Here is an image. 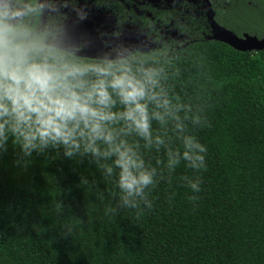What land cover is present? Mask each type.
I'll use <instances>...</instances> for the list:
<instances>
[{"label": "trees", "instance_id": "obj_1", "mask_svg": "<svg viewBox=\"0 0 264 264\" xmlns=\"http://www.w3.org/2000/svg\"><path fill=\"white\" fill-rule=\"evenodd\" d=\"M209 1L264 36V0ZM33 27L0 22V264H264V49L95 59Z\"/></svg>", "mask_w": 264, "mask_h": 264}, {"label": "rangeland", "instance_id": "obj_2", "mask_svg": "<svg viewBox=\"0 0 264 264\" xmlns=\"http://www.w3.org/2000/svg\"><path fill=\"white\" fill-rule=\"evenodd\" d=\"M103 1L106 0H93L91 5L78 3L75 7L66 9L59 25L55 27L58 34L50 39L45 37L46 45L60 47L79 56L117 59L135 50L146 51L153 48L156 45L154 40L163 44H169V41H172L181 45L188 40L200 37V35L195 36L182 32L187 27L194 28L195 25H191L190 21H196L203 14L204 8L201 0H126L130 10L134 8L135 11L132 10V12L136 15L141 13L146 15V12L139 11L146 6L170 7L172 12L177 13L176 18L167 24L151 25L147 21V24L141 27H137V21L127 19L124 21V26L114 27L110 19H105L109 15L103 13L111 5L107 4L108 7H106ZM113 1L115 0L111 2ZM44 11L47 23H50L52 18L56 19L52 10ZM109 14L112 17L111 12ZM114 16H116L115 13ZM37 24L33 34L40 40V22ZM204 37L209 36L204 35ZM259 71L264 74V67H260Z\"/></svg>", "mask_w": 264, "mask_h": 264}, {"label": "flooded vegetation", "instance_id": "obj_3", "mask_svg": "<svg viewBox=\"0 0 264 264\" xmlns=\"http://www.w3.org/2000/svg\"><path fill=\"white\" fill-rule=\"evenodd\" d=\"M111 1L112 0L103 1L106 3L105 4L106 7H108V5H111L110 8H106L105 12H103V13L109 15V17H106L105 19L106 20L110 19V22H111V24H113L114 27L124 26V21L126 19L137 21V23H138L137 27H141V26H143V24H147L146 23L147 21L151 25L152 24L164 25V24L169 23L170 21H173L176 18L175 14H177V13H175V11L172 12L170 7L165 8V6H158V7L153 8L152 6H146L145 8H141L139 10V11L142 10L144 13L146 12V15H144L143 13L136 15V13L132 12V10L135 11L134 8H131L132 10H130V8L127 4L128 1H126V0L125 1L115 0L113 2H111ZM201 1H202V5L204 8L203 14H201L197 18L196 21L195 20L190 21L191 25H195L194 28L193 27H187V29L185 28L184 32H182V33H187V34H191V35H195V36L200 35V37H198V38L203 37V38L207 39V37H204V35L210 36L211 30H210L209 24L206 21V12H207L206 5L203 2V0H201ZM92 2H93V0H0V22L7 23V24H17V23H19V24L27 23V25L34 24V27L31 31L30 35H32L34 33L36 25H38L37 23L40 22V42H42L44 45H46V43L44 42L45 41L44 38L45 37H48L49 39H50V37L54 38L58 34V31L55 30V27L59 25L58 23L62 20V18H63L62 14L65 12L66 9H70L72 7H75L78 3L79 4L80 3L81 4L86 3V4L91 5ZM208 3H209V7L212 11V17L214 19V11L211 7L209 0H208ZM98 4H99V2H98ZM110 9H111V11H109ZM44 10H52L54 15H56V19L52 18L51 22L47 23L45 20V11ZM107 11L111 12L112 17H110L109 12H107ZM114 13L116 16H114ZM68 18H69V20L71 19L69 13H68ZM189 19H190V17H189ZM218 25L223 27L220 24H218ZM149 27L152 28V26H150V25H149ZM223 28H225V27H223ZM225 29H227V28H225ZM243 34H246V33L242 32L239 36H237V35L236 36L242 37ZM198 38H195V39H198ZM195 39L188 40L181 45H178L172 41H169V44L168 43L163 44L162 42H157L154 40L156 45H154L153 48H149L146 51L157 50V49H162V48L163 49L166 48L167 50L172 49V48H178V47H182L187 42L194 41ZM46 46H49V45H46ZM53 47H55V46H53ZM56 48H58L64 52L70 53L72 55L79 56V55H76L72 52L66 51L60 47H56ZM146 51L135 50V51L129 52L127 54V56L133 55L137 52L139 53V52H146ZM246 51H249V50H246ZM79 57H87V56H79ZM124 57H126V56H124ZM120 58H122V57H120ZM95 59H104V58H95ZM109 60H114V59H109Z\"/></svg>", "mask_w": 264, "mask_h": 264}, {"label": "water", "instance_id": "obj_4", "mask_svg": "<svg viewBox=\"0 0 264 264\" xmlns=\"http://www.w3.org/2000/svg\"><path fill=\"white\" fill-rule=\"evenodd\" d=\"M206 5V21L210 26L211 35L207 39H213L227 44L238 51L246 50H262L264 49V36L256 38L255 36L243 34L242 37H237L229 30L219 26L212 17V11L209 7L208 0H203Z\"/></svg>", "mask_w": 264, "mask_h": 264}]
</instances>
